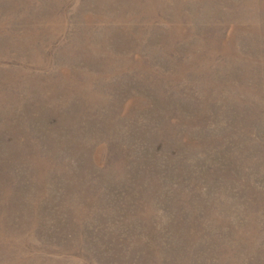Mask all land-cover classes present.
<instances>
[{
  "label": "rangeland",
  "instance_id": "1",
  "mask_svg": "<svg viewBox=\"0 0 264 264\" xmlns=\"http://www.w3.org/2000/svg\"><path fill=\"white\" fill-rule=\"evenodd\" d=\"M0 264H264V0H0Z\"/></svg>",
  "mask_w": 264,
  "mask_h": 264
}]
</instances>
